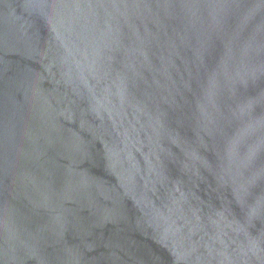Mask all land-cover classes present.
Wrapping results in <instances>:
<instances>
[{
  "label": "water",
  "instance_id": "obj_1",
  "mask_svg": "<svg viewBox=\"0 0 264 264\" xmlns=\"http://www.w3.org/2000/svg\"><path fill=\"white\" fill-rule=\"evenodd\" d=\"M0 264H264V0H0Z\"/></svg>",
  "mask_w": 264,
  "mask_h": 264
}]
</instances>
